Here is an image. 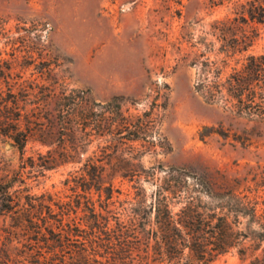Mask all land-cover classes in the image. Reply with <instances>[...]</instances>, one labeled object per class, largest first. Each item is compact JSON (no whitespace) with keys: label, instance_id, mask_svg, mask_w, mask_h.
<instances>
[{"label":"rangeland","instance_id":"1","mask_svg":"<svg viewBox=\"0 0 264 264\" xmlns=\"http://www.w3.org/2000/svg\"><path fill=\"white\" fill-rule=\"evenodd\" d=\"M250 1L0 0V91L10 101L11 90L18 94L29 136L22 159L10 132L0 131V173L12 175L25 160L33 193L65 197L83 193L96 155L110 161L116 188L131 196L142 188L148 205L168 172L184 169L190 189L201 175L219 192L203 193V206L233 208L224 195L233 187L239 200L256 198L264 209V120L208 101L190 65L216 39L210 24L246 13ZM243 27L258 31L251 51H264V27ZM98 119L107 120L106 143ZM73 142L80 154L63 158L61 145ZM89 195L98 198L94 189ZM231 212L236 235L257 228ZM255 247L247 239L213 264H249L261 253Z\"/></svg>","mask_w":264,"mask_h":264},{"label":"trees","instance_id":"2","mask_svg":"<svg viewBox=\"0 0 264 264\" xmlns=\"http://www.w3.org/2000/svg\"><path fill=\"white\" fill-rule=\"evenodd\" d=\"M245 12L211 23L207 34L216 39L190 65L198 70L196 89L208 101L223 102L239 116L264 120V51H251L258 31L243 27L248 20L264 27V0H251ZM9 95L11 101L0 91V131L10 132L23 159L29 138L21 129L23 108L15 91ZM96 128L100 142H108L107 120L98 119ZM80 152L76 142L61 145L60 155L68 160ZM109 164L93 155L87 163L91 179L84 176L83 193L73 190L65 197L33 193L24 176L29 166L25 160L12 175L0 173V264H213L247 239L254 241V253L261 252L249 264H264V209L256 198L239 200L231 187L224 195L235 202L233 208H207L201 195L219 194L212 184L200 175L198 186L190 189V172L172 169L170 181L157 185L148 205L142 188L131 196L115 187L114 177L108 180ZM119 172L115 174L122 178L134 177ZM93 189L97 200L89 195ZM231 211L237 219L249 217L257 228L236 235Z\"/></svg>","mask_w":264,"mask_h":264}]
</instances>
